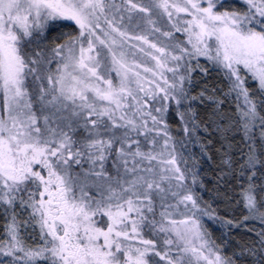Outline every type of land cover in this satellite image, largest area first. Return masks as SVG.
<instances>
[{"label": "snow or ice", "instance_id": "obj_1", "mask_svg": "<svg viewBox=\"0 0 264 264\" xmlns=\"http://www.w3.org/2000/svg\"><path fill=\"white\" fill-rule=\"evenodd\" d=\"M0 256L264 264V0H0Z\"/></svg>", "mask_w": 264, "mask_h": 264}, {"label": "trees", "instance_id": "obj_2", "mask_svg": "<svg viewBox=\"0 0 264 264\" xmlns=\"http://www.w3.org/2000/svg\"><path fill=\"white\" fill-rule=\"evenodd\" d=\"M210 173H209V177H210ZM228 195L231 196H235L237 195V191H233V190H229ZM223 204V205H222ZM216 205H218V211H220L221 214L227 215L228 217H233V216H239V212L235 211V205H232L231 207L226 206L227 205V201H224L223 198L221 197V199L216 201ZM221 206H225L226 209L224 211L221 210ZM206 223L209 226V229L212 230L213 225L211 224V221H207ZM247 225V226H245ZM257 228L258 230H260L261 225L258 221L256 220H249L246 222L241 223L239 226H235V227H231L230 229H225V233L228 235L229 239L233 242H237L240 243L241 245L249 242L251 240L254 239L255 237V232H249V228ZM231 242V243H233Z\"/></svg>", "mask_w": 264, "mask_h": 264}, {"label": "rangeland", "instance_id": "obj_3", "mask_svg": "<svg viewBox=\"0 0 264 264\" xmlns=\"http://www.w3.org/2000/svg\"><path fill=\"white\" fill-rule=\"evenodd\" d=\"M205 198L206 199L208 198L207 194H205ZM225 209H226L225 206H221V210L222 211H224ZM211 224L213 225V228L210 231H212L213 239H216L218 243L221 241V238L227 239L229 241V244H228L227 248L225 249L226 253L227 254H231V252L234 251V250L238 252L241 244L231 241L229 239L228 235L225 233V228H222L219 224H216V223H213V222ZM253 228L255 229V231H254L255 233L257 231H259L257 228H255V227H253ZM231 242H233V243H231ZM3 259H5V258L0 256V260H3Z\"/></svg>", "mask_w": 264, "mask_h": 264}]
</instances>
